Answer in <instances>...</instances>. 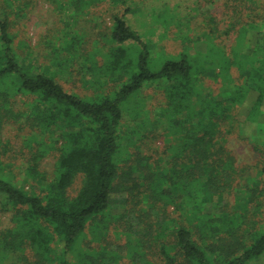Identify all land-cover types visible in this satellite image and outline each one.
Returning <instances> with one entry per match:
<instances>
[{"label": "trees", "instance_id": "1", "mask_svg": "<svg viewBox=\"0 0 264 264\" xmlns=\"http://www.w3.org/2000/svg\"><path fill=\"white\" fill-rule=\"evenodd\" d=\"M112 1L130 10L124 0ZM228 1L223 31L213 23L195 27L190 7L179 4L176 20L161 22L160 41H143L122 16L113 15L104 37L111 47L82 53L83 37L74 27L81 19L92 20L102 0H56V12L63 21L67 16L70 32L54 51L52 68L21 55L20 47H31L18 27L27 26L33 0H0V215L10 217V225L0 230V264H117L118 257L104 247L80 246L88 233L91 243L107 231L123 233L128 255L145 264L150 263L138 252L145 239L160 242L162 264H250L264 256V164L245 184L238 183L240 171L225 145L227 135L248 123L264 133V51H240L248 33L264 40V0ZM236 27V43L228 53L218 39ZM164 38L182 49L153 70L151 50L164 48ZM135 43L141 48L134 55ZM196 43L206 50L192 54ZM76 57L91 63L87 72L98 77L88 80L89 87H97L92 98L59 82ZM233 68L240 81L232 77ZM124 70L130 81L113 96L102 92L105 81L99 76L123 80ZM209 76L223 79L218 92L206 86ZM147 86L163 91L152 118L144 115L150 103L146 96L136 112L124 108ZM249 95L254 98L244 112ZM18 96L22 108L16 107ZM7 122L17 124L30 153L21 180L7 173L2 160ZM147 140L163 144L144 153L141 144ZM255 148L264 153L259 144ZM53 155L52 172L42 171L41 161ZM78 178L81 186L71 196ZM117 194H124L123 211L113 216L111 199ZM170 207L177 215L168 216ZM132 215L144 232L134 230Z\"/></svg>", "mask_w": 264, "mask_h": 264}, {"label": "rangeland", "instance_id": "2", "mask_svg": "<svg viewBox=\"0 0 264 264\" xmlns=\"http://www.w3.org/2000/svg\"><path fill=\"white\" fill-rule=\"evenodd\" d=\"M124 1V5H127V7L129 6L130 8V10H128L129 12L125 11V6L115 5L112 3V0H102V2H99L98 5L93 8L94 17L92 20L91 18H85L81 19L76 24L74 28L77 29L79 34L83 37L82 47L78 52L81 51L82 53H88L94 51L96 46L101 47V49L103 48V52H105L111 47L108 42L104 41V37L109 32L111 17L113 15L122 16L128 24L139 33L143 41L152 43L160 41L161 28L159 27L161 26V22L171 24L176 20L177 14L179 13V4L190 7L188 8V14L192 17L193 25L195 27L198 26L199 22H205L204 27H210L209 24L213 23L212 25L217 27L219 31H223L227 26L228 15L230 13L229 6L231 4L228 0ZM33 2L34 6L27 9L28 14L27 18H25V20L28 19L27 26L23 27L20 25V27H18L19 36H21V39L26 40L27 43L29 42L31 47L19 46L21 55L29 58H36L38 62L37 64L53 68L54 51H57L59 47L64 45L65 39L68 35L67 32H70V28L65 30L67 26L65 20L67 19V16H63V21L62 16L56 12V0H33ZM226 4L229 6H226ZM171 7L177 8L178 12L176 10L172 11L170 9ZM203 12L204 14H202ZM22 19L24 20V18ZM209 19H212L211 22L206 23ZM199 28V30L202 29L201 26ZM237 30L238 27L229 34H225L218 39L219 44H221L228 53H230V48L236 43V37L238 34ZM169 35L172 38L174 35V29L169 31ZM261 37V34L256 35L254 32L248 33L245 44H243L240 51L251 54L252 50L257 47L262 53L264 51V40ZM171 38L170 40L164 38L165 40L163 43L165 49L159 46L157 48L153 47L151 50V68L153 70L159 69L167 59L175 58L177 53L182 49L180 45L177 46V43H174ZM96 43H98V45H96ZM257 43H259V46H257ZM198 44L196 43L194 48L191 49V53L194 55L198 49L199 51L206 50L204 44ZM133 46V49H131L132 53L134 52V55L136 54V51L140 53L141 45L135 43ZM196 46L199 47L197 48ZM96 58L98 63L102 64V57L99 55ZM88 66H91V63L76 57L74 64L68 69H65L64 75L58 77L59 82L69 92H75L77 95L86 99L92 98L91 96L93 95V92L97 90V87H89L88 80H96L98 77H93L92 74L87 72L89 70ZM125 71L127 70H124L122 73L123 77L125 76L123 80H115L111 76L100 75L99 78L105 81L104 84L100 86L102 92L113 96L120 85L128 83L130 81L129 75H125ZM231 73L236 81L241 80L239 78V73L235 68L231 70ZM204 80L206 86L214 92H218L223 87V79L221 77L213 78L212 76H209ZM142 95L150 100V103L147 104L144 111V115L151 116L152 118L159 113L156 107L160 106V102L163 100V91L158 90V88L147 86L142 90L140 95L137 96L136 94L132 96L129 101L125 102L124 108L136 112L138 101L141 100L144 102L145 100ZM253 98V95H249L248 100L242 108L244 109V112H247V108L251 106ZM21 99V96L16 98L17 108L24 107V103ZM124 122H126V120H124ZM133 125L136 124L133 123ZM22 135L23 133L18 130L17 124L12 122H7L5 124L1 135L2 144H4L6 148L2 160L7 168V173L9 174V172H11L15 176V180H21L24 177L25 166L30 155ZM123 143H127L125 138L123 139ZM162 144V140H147L141 145L143 152L149 153L162 146ZM257 144L264 148V133L259 134L254 123H248L247 125L242 126L240 132L238 129L236 133L226 136L225 145L234 156L236 168L240 171L237 181L238 183L242 182L245 184L246 177H248V175H253L257 168L264 164V153L255 148V145ZM54 164V155L48 156L41 161L40 169L46 173H51L54 169ZM80 186L81 179L78 178L70 187L69 194L71 196L75 195ZM121 197H124V194H117L111 199L110 212L113 216L123 211L122 204L119 202ZM229 200L232 201V197H230ZM167 214L168 216L173 217L177 215V212L174 208L170 207L167 209ZM131 223L135 231H138V233L141 231L144 232V226L134 215L131 216ZM9 225L10 217L8 215H0V230ZM153 231L154 230H151V234H154ZM91 240H93V238L88 233L85 241L83 240L80 245L81 248L85 249V247H89L91 251H95L101 250L104 247L109 254L113 252V256L118 257L117 264H145V262L135 259V256L133 258L128 255L131 249L130 246L126 244L125 235L121 232L116 236L113 231H107V233H103V237L99 241L95 240L94 242L88 243ZM141 246L138 247V252H142L144 261L149 262L150 264H162L163 258L159 251L160 242L158 244L157 242H153V240L145 239L143 247ZM70 257V260L73 261V254H71ZM136 258H138V256ZM27 259L30 262L34 261L32 254H28ZM250 264H264V256L253 260Z\"/></svg>", "mask_w": 264, "mask_h": 264}]
</instances>
